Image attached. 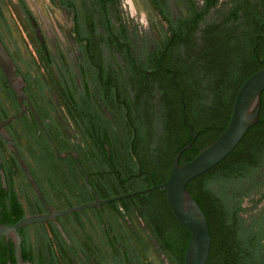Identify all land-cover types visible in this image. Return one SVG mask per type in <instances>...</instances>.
<instances>
[{
	"label": "flooded vegetation",
	"instance_id": "af4514ba",
	"mask_svg": "<svg viewBox=\"0 0 264 264\" xmlns=\"http://www.w3.org/2000/svg\"><path fill=\"white\" fill-rule=\"evenodd\" d=\"M48 1L55 4L63 12L71 11L73 15V31L83 48L81 59L95 72L96 80L93 81L94 83L92 82L94 86L91 87L93 92L91 95L87 84L84 85L83 83L87 93H85L84 99L81 98L80 100V97L76 96L75 90L71 86L69 77H67L68 87L66 86L67 89L64 92L68 102H65L66 108H64L62 102L64 98L62 96L57 99L53 98L49 95L47 88L42 82L35 79L32 80V84L17 70V74L24 79V92L38 115L44 131L39 127L30 111L7 124L5 130L16 145L33 179L38 184L44 200L57 211L94 201L93 192L84 184L82 174L78 170L73 156L68 152H74L77 155L83 173L88 177V182L92 187L95 182V175L87 172L81 164L82 155L92 161L103 157V155H106L107 158L119 155H123V157L129 156L131 150L126 149L127 140L125 136L128 135L129 131L127 126H130L129 124L133 122L132 117H134L135 122L142 125L143 132L152 135L156 133L159 117V104L155 101V96L158 95L153 92L156 89L146 92L151 88L145 90L144 88L136 87L127 88L123 85L124 82L121 77L110 70L107 59L115 57L119 61L122 59L124 62L126 60L140 63L157 55L159 49L167 44L168 46L170 45V52L173 56L175 40L172 38L166 39L162 44L151 50L150 53H144L143 44H141L139 51L137 48L135 49L127 37L126 28L120 21L112 24L108 18L112 12V7L116 14H124L119 0H99L98 9L102 25L98 28L91 23L89 29L86 30L79 26L78 10L72 1ZM191 1L194 4L193 9L191 8ZM220 1L185 0L188 16L181 19L189 22L192 16L195 15L193 18L198 20V15L203 14V18L197 22L196 28L203 27L202 29H204L196 41L192 40L191 42V39H186L183 43V48L178 50L179 53H182L180 52L181 49H184V52L187 48L188 54L186 56L184 53L182 54H184L183 58L188 66L190 63L187 62V58L190 56V46L192 44L195 51H193L192 56L194 59H191V61L200 62L201 64H204L207 57L211 59L220 46L221 40L210 38L213 36L212 32L220 31L221 23L214 26L205 22L206 17L212 11L216 12L219 9L221 6ZM237 1L239 0H234L226 15L232 14L233 10L238 8ZM248 1L252 5L250 10L253 12L255 0ZM18 2L20 13L27 19L33 37L43 52L40 60L53 62L52 56L47 50L38 20L31 14L22 0H18ZM164 2L170 14V21L174 23L179 20L180 18L173 15L167 0H164ZM152 5L154 6V3ZM33 21L42 35L43 44H40L35 34ZM167 27L169 26L167 25ZM207 30L210 31L206 35ZM103 36L105 38H102ZM205 36H210L209 40H206ZM0 39L13 60L1 36ZM203 72L201 70V75L198 76H203ZM2 90L7 93V96L2 95ZM140 92L144 93L140 96L141 98H137V95L142 94ZM10 99L14 104L11 114L19 112L20 108L12 92L6 86V80L0 71V120L10 116ZM151 104H155V109L151 107ZM25 106L27 107L26 103ZM75 113L80 116L86 129L82 125L80 126ZM69 121L71 123L74 122L76 129L72 128L73 124ZM186 127L187 132L191 133V144L188 145H190V148L197 149L195 147L197 134L193 133V128L189 123H186ZM113 128L114 130H119V134H122L124 138L123 146L122 144H117V141L115 142L111 138ZM16 135H22V139L28 136L35 143L38 162L34 168L27 160L23 145L17 141ZM54 148L59 154L67 153V155L62 159L57 158L54 154ZM139 149L141 153L146 155L148 150L145 144L142 145L141 141ZM261 161L262 165L256 166L251 173L248 193L242 198V202L246 201L247 206H242L241 202L239 216L247 220L249 224H256L252 227V230L258 227L259 223H262L261 226L264 231V156ZM43 177L47 182L45 185L41 182ZM86 190L93 196V200L79 203ZM93 191L97 195L94 189ZM59 206L64 208L60 209ZM106 208L101 205L97 208L84 209L57 217L48 222L34 223L18 228L16 232L20 238V260L16 258L13 240L0 236V264H62L61 258L63 254L68 255L69 259L75 260L77 264H134V262H122L123 258H126L128 254H131V258L136 260V249L133 247L132 242L130 245L125 246L123 242L119 241L126 238L130 239V235L125 229H121L120 226L119 230H114L113 225L111 226L109 223ZM91 209H93L92 211L95 214L94 220L101 224L100 232H85L82 230L83 224L78 213H84ZM114 210L122 217L121 209ZM45 213V209L21 172L14 154L8 150L6 143L0 138V224L11 226L23 218ZM122 220L126 221L125 218H122ZM95 235L100 240L99 244L95 241ZM262 244L264 245V242ZM85 250H87V255H90L88 256V262L79 263V255L82 253L86 254ZM101 255L110 256L111 261L105 262L104 256Z\"/></svg>",
	"mask_w": 264,
	"mask_h": 264
},
{
	"label": "trees",
	"instance_id": "16d2710c",
	"mask_svg": "<svg viewBox=\"0 0 264 264\" xmlns=\"http://www.w3.org/2000/svg\"><path fill=\"white\" fill-rule=\"evenodd\" d=\"M150 1L156 5L159 15L169 26L170 35L167 39L175 40L174 55H171V47L167 44L159 49L157 55L140 63L129 62L128 67L132 86L159 89L158 93L164 99L172 121L174 147L169 158H153L151 154L141 153L140 141L142 145H146L147 150H156L158 145L152 140L153 135L144 133L142 125L132 117L133 122L127 126L129 131L125 145L126 149L131 150L129 156L116 159L103 155L93 160L96 169L92 173H100V182H112V187L107 186L108 190L104 195L99 193L95 182L91 183L97 195L100 198L105 197L104 199L149 189L153 184L159 185L166 181L175 154L191 144V133L188 132L186 139L178 140L187 131L186 123L204 125L197 131V139L204 138L201 147L182 152L179 164L193 159L201 148L226 129L239 87L251 74L264 68V0H257L253 5V12L248 0L237 1L238 8L232 14L226 15L219 27L220 31L212 32L211 38L204 37L206 40H221L212 60L207 57L204 64L193 62L189 66L178 50L186 39H191L194 35L196 24L203 18V14L198 15V20L193 15L189 22L179 19L172 23L164 0ZM193 7L191 1V8ZM209 31H206V35ZM213 58H216L215 61ZM212 67L215 69L213 75ZM201 70L204 71V77L198 76L201 75ZM154 105L151 104L153 109ZM223 111L228 115L221 126L216 123L204 124L207 120L205 115L210 113L211 118L216 120ZM259 139L264 140V91L260 95L257 124L246 132L236 148L222 162L186 186L207 220L210 251L206 264H264L262 223L252 230L256 224H249L239 216L242 198L248 193L251 173L256 166L262 165L264 147L259 146ZM81 164L83 165L82 161ZM167 167V174L163 175L162 172ZM81 198L79 203L93 200L88 190ZM108 205L116 210L121 209L123 219L127 214H135L148 228V239H157L161 245L160 251L166 253L170 261L183 264L189 232L174 218L164 191H149ZM165 231L171 232L174 243L180 244L177 252L171 251ZM119 241L125 246L131 244L128 238ZM137 242L141 244L142 240L137 238ZM83 255L82 253L79 256ZM131 257L128 254L122 262L133 263L135 260Z\"/></svg>",
	"mask_w": 264,
	"mask_h": 264
},
{
	"label": "rangeland",
	"instance_id": "374dc122",
	"mask_svg": "<svg viewBox=\"0 0 264 264\" xmlns=\"http://www.w3.org/2000/svg\"><path fill=\"white\" fill-rule=\"evenodd\" d=\"M70 1H72L77 7L79 26L83 30L89 29V25L91 23L94 24V27L98 28L100 27V25H102L101 15L98 9L99 0ZM22 2L25 3L31 14H33V16L38 20L41 26L47 50L52 56L53 62H45L40 60L43 52L39 48L37 42L33 37L27 19L24 18L20 13L18 0H0V36L7 49L9 50L19 73L26 77L30 83H32V80L35 79L42 82L45 88H47V92L49 93V95L53 98L57 99L61 98L62 96L64 98L62 100L64 108H66L65 102H68V100L65 98L64 92L68 87L67 77H69L71 86L74 88L76 96L80 97V100L81 98L84 99V95L85 93H87V91H85L84 89L83 83L84 85L87 84L88 91L92 95L93 91H91V87L94 86L93 81L96 80L95 72L88 66L87 63L84 62V60L81 59L83 48L80 41L77 40L73 31V15L71 11L67 10L63 12L60 8H58L55 4H52L48 0H22ZM167 2L175 17L181 19L188 16V8L185 4V0H167ZM233 2L234 0H221V6L219 7V9L216 12L212 11L206 17V24L216 26L215 24L222 23L223 19L226 17L228 9L231 7V4ZM257 2L258 1L255 0L254 4H256ZM137 6H142L143 9L147 11L148 18L150 20V27L148 28V30L143 31L142 33L138 30L137 24L127 18L126 13L118 15L114 12L113 7L111 8L112 12L110 13L108 18L112 24L120 21V23L126 28L127 37L128 39H130L131 44H133V47L135 49L137 48V50L139 51L141 44H143L144 53H150L151 50L162 44L168 38V36L170 35V32L168 30L169 28L149 0H137ZM202 28L203 27L196 28L194 35L191 37V42L192 40L196 41L198 37H200V33L204 30ZM102 38L105 37L103 36ZM183 50L181 49L180 52L184 53L186 56L188 54V50L187 48L184 52ZM190 51V56L189 58H187V62L191 64L193 63L191 59H194L192 57L193 51H195L193 44L190 46ZM184 54H181V56L183 57ZM107 63L110 67V70L114 71L121 77L124 82L123 85H125L127 88H134L131 83L132 76L129 73V61L125 60L124 62V60L122 61V59L121 61H119L115 57H112L109 60L107 59ZM123 73L125 74V76ZM211 74H215L214 67H212L211 69ZM145 89L148 88H144V90ZM153 89L156 90L154 91ZM152 90L158 95L155 96V101L159 104L158 126L156 128L155 135H153L154 138H152L155 144L157 143L158 148H156V150H148L147 153L149 155L151 154V157L153 158H169L174 147L173 140L175 141V137H172L173 135H171V133L173 132L172 121L167 107H165V101L158 93L159 89L151 88L146 92H151ZM140 93L142 94L137 95V98H141L140 96H142L144 92ZM2 95L7 96V93L2 90ZM9 108L11 114L14 109V104L11 102V99ZM75 115L76 119L80 123V126L82 125L83 128L86 129L84 123L80 119V116L76 113ZM208 115L210 116V119H208ZM208 115H205L207 117V120L204 121V124L216 123V125L221 126L225 122L228 113L226 111H223L220 116L216 117V120L214 118H211L210 113ZM71 124H73L72 128H75L74 122ZM190 125H193L194 134H197V131L204 126L203 124L196 125L194 123ZM186 134L187 131L185 130L182 135L178 137V140L181 139L183 141V139H186ZM16 138L17 141L23 145L26 158L29 161L30 165L34 168L36 166V163L38 162L35 143L33 142V140H31L32 138L28 136L22 139V135H16ZM111 138L114 139L115 142L117 141V144H122V146L124 145V138L122 134H119V130H114L113 128V131L111 132ZM203 139V137L197 139L195 145L197 149L201 147V144L204 142ZM259 140V146L263 148L264 140ZM115 158L122 159L123 155L116 156ZM81 161L83 162L84 168L87 172L92 173L95 171L96 164L92 160H88L84 155H82ZM167 171L168 167L164 168V171L162 172L163 175H166ZM95 174L96 175L94 179L96 186H98L97 188L99 190V193L104 195L108 190L107 186H109L110 188L112 187V182H109L108 180H103L102 182H100L101 179H98L100 178L98 177L100 173L98 172ZM41 180L42 184L45 185L47 183L44 177L41 178ZM104 206L107 207L106 211L109 216V223L111 226L113 225L114 230H119L120 226L121 229H125V231L130 235V241L132 242L133 247H135L137 254L135 256V258L137 259L134 261V264H176L175 262L169 260L166 253H162L160 251L161 245L157 241V239H148L149 230L140 218H137L135 214H127L125 217L126 222H124L119 214H117V212L114 210V208H112L108 204H105ZM242 206H247L246 201L242 202ZM59 207L60 209L64 208L61 206ZM92 210L93 209L87 210L84 213H78L83 224L82 230H84L85 232H100L101 224L94 220L93 217L95 214ZM63 219L65 218L63 217ZM96 235L94 236L95 241L97 244H99L100 240L96 237ZM165 236L166 239L170 241L171 251L175 250V252H177L180 244L177 242L174 243V236L171 234V232L165 231ZM137 238H139V240H142L141 244L137 242ZM85 253L86 254H84L83 256H79V263L80 260L81 263L88 262V257L86 256L90 255H87V250H85ZM101 256H104L105 262L111 261L110 256ZM61 259H63L61 261L62 264H77L75 260H70L68 255L66 254H63V258Z\"/></svg>",
	"mask_w": 264,
	"mask_h": 264
},
{
	"label": "water",
	"instance_id": "95a60500",
	"mask_svg": "<svg viewBox=\"0 0 264 264\" xmlns=\"http://www.w3.org/2000/svg\"><path fill=\"white\" fill-rule=\"evenodd\" d=\"M32 24L40 44H43L42 35L38 27L34 21ZM0 71L6 80V86L12 92L20 108L19 112L10 114L6 119L0 120V138L6 143L8 150L14 154L16 162L26 181L29 183L40 204L46 211L45 214L23 218L11 226L0 224V236L11 238L13 240L15 255L18 260H20V238L16 232L18 228L34 223L48 222L57 217L65 216L84 209L97 208L101 205L144 194L149 191L162 190L165 192L168 207L174 218L189 232L183 264H206L210 251V234L207 220L200 207L186 190V186L189 182L222 162V160H224L236 148L246 132L257 124L260 109V95L264 91V68L251 74L239 87L233 101L228 125L223 133L201 148L196 156L187 163L179 164V158L182 152L190 148V145H186L180 149L172 160L167 180L159 185L153 184L149 189H143L107 199H100L90 186L88 177L83 173L77 155L74 152H68L73 156L75 164L82 174L84 184L93 192L94 201L57 211L44 200L38 184L33 179L16 145L5 130L7 124L21 117L28 111L32 113L35 121L43 131L44 128L38 115L33 109L28 96L24 92V79L21 75L17 74L16 65L8 54L1 39ZM25 103L27 104V107L25 106ZM54 154L59 159H62L67 155V153L59 154L55 148Z\"/></svg>",
	"mask_w": 264,
	"mask_h": 264
},
{
	"label": "clouds",
	"instance_id": "9594fccd",
	"mask_svg": "<svg viewBox=\"0 0 264 264\" xmlns=\"http://www.w3.org/2000/svg\"><path fill=\"white\" fill-rule=\"evenodd\" d=\"M120 7L122 12L126 13L127 18L137 24L141 33L148 30L150 27L148 13L142 6H137V0H120Z\"/></svg>",
	"mask_w": 264,
	"mask_h": 264
}]
</instances>
